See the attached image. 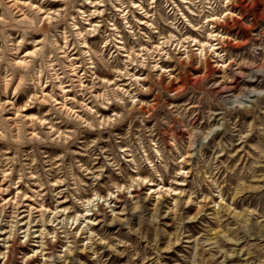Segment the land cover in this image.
<instances>
[{
  "label": "rangeland",
  "instance_id": "374dc122",
  "mask_svg": "<svg viewBox=\"0 0 264 264\" xmlns=\"http://www.w3.org/2000/svg\"><path fill=\"white\" fill-rule=\"evenodd\" d=\"M15 1L0 0V264H264V0H142L152 25L130 15L133 31L105 0L99 33L87 0ZM215 14L225 46L201 52L186 37Z\"/></svg>",
  "mask_w": 264,
  "mask_h": 264
},
{
  "label": "bare ground",
  "instance_id": "6f19581e",
  "mask_svg": "<svg viewBox=\"0 0 264 264\" xmlns=\"http://www.w3.org/2000/svg\"><path fill=\"white\" fill-rule=\"evenodd\" d=\"M15 1V0H14ZM105 0H97V1H94V0H87V3H89V4H91V6H94L95 8H94V10H92V13H90V14H87L86 13V11L85 10H83V11H80V13L82 14V15H85V14H87L86 16V19L85 20H87L86 21V24L87 25H89V27L87 28V30H88V32H98L99 33V31H100V28L101 27H103V21L102 20H100V21H98V22H92L91 20L93 19V17H102V15H104L105 14V11L106 10H104V9H102V8H99V7H97V5H99L100 7H105V6H107V4H105V2H104ZM116 1V4H114V8H115V11H118V12H120L121 14H122V17H123V19L126 21L125 23L128 25L127 27H129V28H131L132 29V31H133V28H134V26H132V21H130L129 20V16L130 15H132V17H133V19H134V21L136 22V23H138V26H140V25H145V24H147V25H152V24H149V21L150 20H148L151 16H152V14L150 13L151 11H148V10H146L145 8H144V6H143V4H142V0H138V2H137V0L135 1V0H115ZM16 2V1H15ZM17 3V2H16ZM15 3V4H16ZM19 3V2H18ZM127 3H129V5H126ZM153 3V2H152ZM182 3H189V4H194V0H183L182 1ZM17 6V5H16ZM43 8L41 7L40 8V13H46V17H48L47 15H50L51 13H56L57 14V12H56V10L55 11H50V12H48V11H44V10H42ZM133 9H140L142 12L141 13H138V14H146L147 16L145 17V16H142V18H138L137 17V15H136V13L137 12H135ZM232 10V9H231ZM230 9H226V11H225V13H226V15H228V16H226L227 17V19H231L234 15H235V13L234 12H232ZM194 15L196 14V13H193ZM230 15V16H229ZM50 18L52 17V16H49ZM89 17V18H88ZM236 19V18H235ZM208 20L210 21V24L212 23L213 25H212V27H211V29L209 30V32H208V34H207V39L206 40H200L199 38H197V37H193V36H187L186 38H188V39H190L191 41H193L195 44L194 45H197V43L199 44V46H201V47H199L202 51L201 52H203V50H204V48H205V46L206 45H208L209 44V47H214V49H221V48H224V46L225 45H223L224 43H225V41H226V39H227V35H225V33L222 31L221 32V30H218V26L220 25L219 23H218V16L215 14V15H213V16H208ZM74 25L76 26V28H75V30H76V32H77V35H79L80 37H82V39H83V46L82 47H86L87 49H89V50H87V55H89L90 56V59L92 60L93 59V56H92V54L90 53V52H93V50H92V47H90V45H89V43H88V41L86 40V37H85V35H86V33L87 32H84L83 30H82V28L78 25V23H74ZM112 25V27L109 29L110 30V32H114V33H116L117 32V34H116V36L114 37V39H116V42L119 44L118 46L120 47V48H122V49H126V50H124V51H127V53H128V58L129 59H131V57H132V55H133V53H136V50L134 49V47H132V48H128L126 45H125V42H124V44H123V37L121 36V32H120V30H119V27L117 26V24H115V23H113V24H111ZM114 33H109V36H108V38L109 37H112V35H115ZM196 32H195V30H192V34H195ZM108 38H107V40H108ZM166 38H168V39H166ZM175 38H177V36L175 35V34H170L168 37H164V39L160 42V43H167V42H169V40L170 39H172L173 41L174 40H177V41H179V39L177 38V39H175ZM181 42H183V41H181ZM41 43V40L40 39H38L37 41H36V43H35V45H39ZM160 43H158L156 46L157 47H159L160 46ZM214 43V44H213ZM57 44H58V42H57ZM107 44V43H106ZM67 47H68V44H67V41H66V43H65V46H62V45H58V48L59 49H67ZM140 50L141 51H144V50H146V51H149L150 52V50L148 49V46H146V45H143V47H141L140 48ZM61 52H63V53H66L67 52V50L66 51H63V50H61ZM36 53V51H33L32 53H31V55L33 54H35ZM138 56H140V55H142L141 54V52H138V53H136ZM64 56H66V57H68L67 56V54H65ZM92 56V57H91ZM172 57V56H171ZM189 57V56H188ZM78 59V57H71L70 58V60L71 61H73V60H77ZM132 61H137V59H132ZM218 61H220V60H218ZM224 61V60H223ZM91 66H89L91 69H94L95 68V65H94V61L92 60L91 62ZM19 65H21V66H27L28 65V63L26 62V59L24 58V60L23 61H21L20 63H18ZM222 64V63H221ZM227 64V63H226ZM230 64V63H229ZM53 65V64H52ZM217 65L218 66H216L217 68L219 67V66H222V65H220V63L218 62L217 63ZM81 65L80 64H75L74 62H72L71 64H70V67H71V70L73 71L72 72V74L71 75H74V76H76V77H78V78H76V80L75 81H78V85L79 86H84V83H83V80H82V78H81V76L80 75H78L77 73H79V71H77L79 68L78 67H80ZM161 67V66H160ZM162 69H165L164 67H161ZM219 68H221V67H219ZM261 68V67H260ZM128 69V68H127ZM127 69H125V71H124V69H119V70H117L118 72H120V73H122V74H125L126 75V73H127ZM241 71V70H240ZM251 71V70H250ZM258 71V70H257ZM252 72V71H251ZM253 73V72H252ZM258 73V72H257ZM56 75V78H57V82H58V89H60V90H63L62 91V93H63V97L64 98H66V101H63V102H61V101H58V104H62V106L63 107H66V104H67V100H68V98H71L70 96H67V92L68 91H72V89H70L69 87H70V83H64V81H63V76H60V75H58V73H56L55 74ZM133 76H135V77H138V78H136L138 81H140L141 79H143V78H141L140 76H138V75H136V74H133ZM246 76V75H245ZM255 76V75H254ZM254 76H252V74H248V77H249V80L247 81L248 82V84H252L253 82L255 83V80H253V79H251L252 77H254ZM233 77V76H232ZM247 77V78H248ZM231 78V77H230ZM144 79H146V78H144ZM226 79V78H225ZM224 79V80H225ZM232 79V78H231ZM235 79V78H234ZM233 79V80H234ZM233 80H231V82L229 83L228 81H227V84L228 85H231V86H233ZM104 81H107V82H104ZM104 81H103V83L105 84H107L108 82H110V85L112 84V83H114V82H111V81H109V79H104ZM226 81V80H225ZM257 81V80H256ZM224 84V82H220L219 84H217V86H222ZM178 86V85H177ZM117 90H118V92L120 91V90H122V91H125V89L123 88V87H121L120 85H117V88H116ZM219 90V89H218ZM232 91H235V87L233 86V88H230V87H226V86H224L223 87V89H221V92H224L226 95V97H229L230 99H231V97H233L234 95H233V92ZM126 92H127V90H126ZM230 92H232V93H230ZM255 93H257L256 91H253L252 93H248L245 97H244V99L245 100H249L252 96H255L254 94ZM234 99H242L243 97H242V95H237V96H234L233 97ZM233 100V99H232ZM253 100V99H252ZM57 102V101H56ZM57 104V103H56ZM141 179V178H140ZM135 180V179H134ZM133 180V181H134ZM137 180V179H136ZM143 180V179H142ZM151 185H154V184H151ZM158 188H160V186L158 185L157 186ZM118 189H117V191H119V193H118V195H122V187H117ZM152 190V193H160L159 192V189H151ZM182 196H184V195H182L181 193H180V195H179V199H175L174 200V208L173 209H171V210H169V212H173L174 213V210H175V208L177 207H182L183 208V204H182V202H181V197ZM134 197H138V195L137 194H135L134 195ZM140 197V196H139ZM120 197H118L117 198V200H116V202L118 201V199H119ZM150 198L151 197H147L146 199H144V201H149L150 200ZM183 198V197H182ZM90 202V201H89ZM189 204V202H187L186 203V206H189L188 205ZM163 204H162V202L161 201H157L156 202V204L154 205V207H153V214L155 215L156 213V211H158V210H160L161 209V206H162ZM179 209V208H178ZM122 214H124V212H122ZM119 215H121V214H119ZM162 219L163 220H165V219H170V216H167V215H165V216H163L162 217ZM93 220V219H92ZM122 222H126L125 221V219H122L121 217H116V216H114L113 217V223L112 224H115V223H122ZM166 223V222H165ZM27 224H30V222L29 223H27ZM111 224V225H112ZM167 224V223H166ZM43 232V231H42ZM2 233H4V232H2ZM5 233H7V232H5ZM40 237V236H39ZM7 238H8V240H7ZM7 238H5V239H3V240H7L6 242L7 243H9V245H8V247H12V245H13V243H12V241H13V239H11V237L9 236V237H7ZM98 244H100V243H98ZM121 246V245H120ZM9 252V251H8ZM7 256V255H6ZM9 256V255H8ZM7 256V257H8ZM5 257V256H4ZM45 261H46V259H45ZM66 263V262H65ZM45 264V263H44Z\"/></svg>",
  "mask_w": 264,
  "mask_h": 264
}]
</instances>
